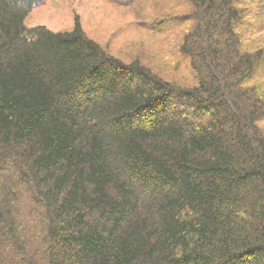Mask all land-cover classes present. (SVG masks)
<instances>
[{
  "label": "trees",
  "instance_id": "1",
  "mask_svg": "<svg viewBox=\"0 0 264 264\" xmlns=\"http://www.w3.org/2000/svg\"><path fill=\"white\" fill-rule=\"evenodd\" d=\"M45 1L0 0V264H264V0H108L125 55Z\"/></svg>",
  "mask_w": 264,
  "mask_h": 264
},
{
  "label": "rangeland",
  "instance_id": "2",
  "mask_svg": "<svg viewBox=\"0 0 264 264\" xmlns=\"http://www.w3.org/2000/svg\"><path fill=\"white\" fill-rule=\"evenodd\" d=\"M77 16L83 29L112 53L125 55L126 48L139 38L137 28L129 24L132 11L119 10L108 0H46L30 14L26 24L58 32L72 28Z\"/></svg>",
  "mask_w": 264,
  "mask_h": 264
}]
</instances>
